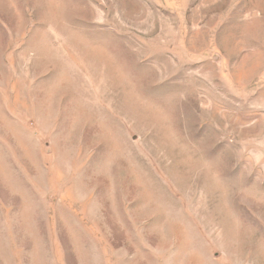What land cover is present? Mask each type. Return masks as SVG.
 Wrapping results in <instances>:
<instances>
[{"label":"rangeland","instance_id":"obj_1","mask_svg":"<svg viewBox=\"0 0 264 264\" xmlns=\"http://www.w3.org/2000/svg\"><path fill=\"white\" fill-rule=\"evenodd\" d=\"M0 264H264V0H0Z\"/></svg>","mask_w":264,"mask_h":264}]
</instances>
